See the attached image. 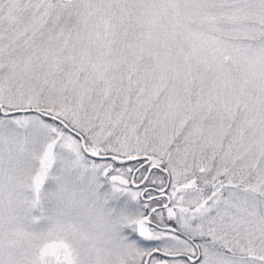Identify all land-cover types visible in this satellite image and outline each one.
I'll list each match as a JSON object with an SVG mask.
<instances>
[{
  "label": "snow or ice",
  "instance_id": "6c2138e0",
  "mask_svg": "<svg viewBox=\"0 0 264 264\" xmlns=\"http://www.w3.org/2000/svg\"><path fill=\"white\" fill-rule=\"evenodd\" d=\"M0 264H264V0H0Z\"/></svg>",
  "mask_w": 264,
  "mask_h": 264
}]
</instances>
